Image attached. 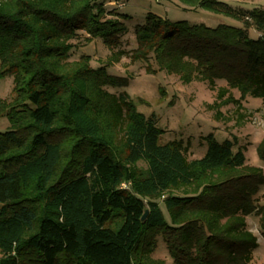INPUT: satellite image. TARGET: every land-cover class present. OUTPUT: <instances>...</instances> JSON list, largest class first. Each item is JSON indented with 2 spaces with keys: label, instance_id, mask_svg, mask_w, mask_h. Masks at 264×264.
Returning <instances> with one entry per match:
<instances>
[{
  "label": "trees",
  "instance_id": "trees-1",
  "mask_svg": "<svg viewBox=\"0 0 264 264\" xmlns=\"http://www.w3.org/2000/svg\"><path fill=\"white\" fill-rule=\"evenodd\" d=\"M177 1L242 25L147 12L125 49L130 15L119 5L0 0V74L12 78L10 98H0V264H167L151 256L159 243L171 264H250L258 243L246 219L264 234L263 169L234 136L207 133L203 153L189 158L181 139L158 142L154 114L109 90L129 78L108 66L127 57L154 72L152 58L182 83L222 79L237 104L259 99L264 124V8ZM96 38L109 50L103 63L72 56ZM255 153L264 163V133Z\"/></svg>",
  "mask_w": 264,
  "mask_h": 264
},
{
  "label": "rangeland",
  "instance_id": "rangeland-1",
  "mask_svg": "<svg viewBox=\"0 0 264 264\" xmlns=\"http://www.w3.org/2000/svg\"><path fill=\"white\" fill-rule=\"evenodd\" d=\"M122 2L118 3L117 2ZM233 9L264 8V0H222ZM119 5L120 12L130 15L125 25L128 34L123 40V47L130 49L135 46L133 27L142 23L147 12L170 20H186L188 23H204L215 26L218 23L242 25L240 20L226 17L204 9L183 8L177 0H105V7ZM251 34L255 33L251 30ZM77 52L90 54L91 63H103L109 55L101 39L84 44L78 42ZM147 62H130L122 57L118 62L106 68L107 73L129 78L122 87H109L110 91H126L132 100L135 110L144 115L154 114L157 126L163 131L158 142L181 139L187 145L189 158L200 156L205 150L204 136L213 133L217 141L236 137V141L244 148L246 161L260 166L264 171V163L257 159L255 146L264 133L262 119V103L259 99L246 96L240 102L236 89L229 88L224 80H215L211 88L207 82L194 80L182 83L176 75L158 70L153 59L148 64L154 72H146ZM12 78L0 74V98L9 99L11 96ZM220 88L226 89L222 97H217ZM8 127L4 115L0 116V130ZM139 167L144 164L139 162ZM264 193V188L259 195ZM247 228L256 236L257 247L252 251L250 264H264V234L261 233L257 218L250 215L246 219ZM153 258L163 259L167 264L171 261L163 245L159 243L151 255Z\"/></svg>",
  "mask_w": 264,
  "mask_h": 264
},
{
  "label": "water",
  "instance_id": "water-1",
  "mask_svg": "<svg viewBox=\"0 0 264 264\" xmlns=\"http://www.w3.org/2000/svg\"><path fill=\"white\" fill-rule=\"evenodd\" d=\"M145 214H146V212H144V214L142 215V218H144Z\"/></svg>",
  "mask_w": 264,
  "mask_h": 264
}]
</instances>
